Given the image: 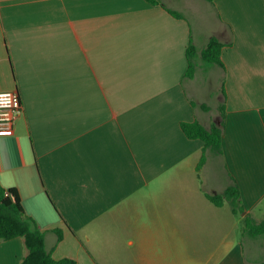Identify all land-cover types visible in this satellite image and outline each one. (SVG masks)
<instances>
[{
  "label": "crops",
  "instance_id": "crops-1",
  "mask_svg": "<svg viewBox=\"0 0 264 264\" xmlns=\"http://www.w3.org/2000/svg\"><path fill=\"white\" fill-rule=\"evenodd\" d=\"M160 2L181 18L145 0H0V91L22 109L0 134V186L56 260L208 264L258 240L264 254L242 231L264 195V0ZM212 37L223 68L198 57L186 78L189 43ZM220 106L222 152L197 169L203 143L180 123L219 125ZM232 185L237 215L206 197ZM26 255L0 240V264Z\"/></svg>",
  "mask_w": 264,
  "mask_h": 264
},
{
  "label": "trees",
  "instance_id": "trees-1",
  "mask_svg": "<svg viewBox=\"0 0 264 264\" xmlns=\"http://www.w3.org/2000/svg\"><path fill=\"white\" fill-rule=\"evenodd\" d=\"M151 6H164L160 0H145ZM212 2V0H206ZM170 15L175 18L181 16L169 9L164 8ZM224 44L216 38H210L205 48L198 51L190 42L186 49L187 68L186 78H191L196 67V58H200L204 65H218L223 68L221 62V52ZM221 121L219 125H211L205 128L203 125L194 122H181L180 129L185 137L189 140H200L203 143V154L198 163L197 169L205 163V151L209 150L220 155L222 152V134L224 128V106L219 107ZM207 199L216 207H221L227 202L234 215L244 212L240 202V191L237 185L227 187L220 195L206 196ZM243 234L258 238L264 236V219L257 222L251 215L246 214L243 219ZM57 240L60 241L62 236L56 231ZM16 238H23L27 249V255L20 264H75L70 259L56 260L52 253L45 249L44 233L38 228L36 222L27 216L22 208L20 198L16 190H4L0 186V240L9 241ZM257 264H264V261Z\"/></svg>",
  "mask_w": 264,
  "mask_h": 264
},
{
  "label": "rangeland",
  "instance_id": "rangeland-1",
  "mask_svg": "<svg viewBox=\"0 0 264 264\" xmlns=\"http://www.w3.org/2000/svg\"><path fill=\"white\" fill-rule=\"evenodd\" d=\"M251 135H253L251 133ZM256 143V140L254 141ZM253 143V142H251ZM258 143L260 140L258 139ZM259 207V215L258 217H254L257 221H261L264 219V195L257 203ZM210 236L215 233L213 230H209L208 232ZM232 234L235 235V238L240 237L239 229L235 228ZM261 241H257L254 248H250L249 252H241L240 248H235L232 252L226 254L223 258H220L218 262H211L208 264H243V262H252V261H260L264 259V254L260 253L259 243ZM243 251V250H242ZM246 264V263H245Z\"/></svg>",
  "mask_w": 264,
  "mask_h": 264
},
{
  "label": "built area",
  "instance_id": "built-area-1",
  "mask_svg": "<svg viewBox=\"0 0 264 264\" xmlns=\"http://www.w3.org/2000/svg\"><path fill=\"white\" fill-rule=\"evenodd\" d=\"M19 96L15 91H0V134L9 132L21 113Z\"/></svg>",
  "mask_w": 264,
  "mask_h": 264
}]
</instances>
